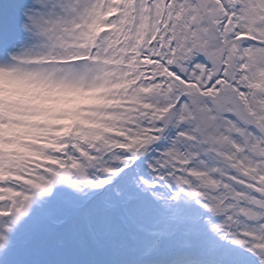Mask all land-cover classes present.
Returning a JSON list of instances; mask_svg holds the SVG:
<instances>
[{
  "label": "snow or ice",
  "instance_id": "snow-or-ice-1",
  "mask_svg": "<svg viewBox=\"0 0 264 264\" xmlns=\"http://www.w3.org/2000/svg\"><path fill=\"white\" fill-rule=\"evenodd\" d=\"M0 264H264V0H13Z\"/></svg>",
  "mask_w": 264,
  "mask_h": 264
},
{
  "label": "rangeland",
  "instance_id": "rangeland-1",
  "mask_svg": "<svg viewBox=\"0 0 264 264\" xmlns=\"http://www.w3.org/2000/svg\"><path fill=\"white\" fill-rule=\"evenodd\" d=\"M13 7V0H0V14L8 15Z\"/></svg>",
  "mask_w": 264,
  "mask_h": 264
}]
</instances>
